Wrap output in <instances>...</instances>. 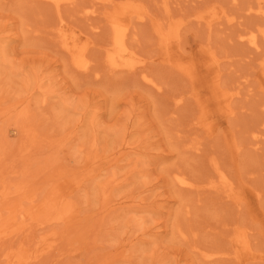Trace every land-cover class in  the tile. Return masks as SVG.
Returning a JSON list of instances; mask_svg holds the SVG:
<instances>
[{
  "label": "rangeland",
  "instance_id": "374dc122",
  "mask_svg": "<svg viewBox=\"0 0 264 264\" xmlns=\"http://www.w3.org/2000/svg\"><path fill=\"white\" fill-rule=\"evenodd\" d=\"M0 264H264V0H0Z\"/></svg>",
  "mask_w": 264,
  "mask_h": 264
},
{
  "label": "bare ground",
  "instance_id": "6f19581e",
  "mask_svg": "<svg viewBox=\"0 0 264 264\" xmlns=\"http://www.w3.org/2000/svg\"><path fill=\"white\" fill-rule=\"evenodd\" d=\"M86 14H88V13H86ZM114 41L116 42L115 44H117V46H118L117 53L119 55L116 54L118 56L117 57L115 55V53L108 52V54H107V60L110 62L109 65H111V64H113V66L114 65L115 66H125V65H128L129 63H126V61H122L121 59H119L121 57L120 55L125 54L126 47H125V44H124V32H123L122 29H120L117 26H116V30H115V38H114ZM116 58H118V59H116ZM86 61H85V54H80L79 55V58L74 61V64H75L74 66L75 67L77 66V67L81 68L82 70H85V69H87V62ZM175 176H176V174H175ZM186 180L183 177H181V176H178L177 177V181H178V183L181 186H184V185L189 186Z\"/></svg>",
  "mask_w": 264,
  "mask_h": 264
}]
</instances>
